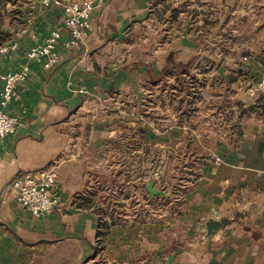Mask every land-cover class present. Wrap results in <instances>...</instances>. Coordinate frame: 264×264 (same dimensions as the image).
I'll list each match as a JSON object with an SVG mask.
<instances>
[{
	"label": "crops",
	"instance_id": "0c3cea01",
	"mask_svg": "<svg viewBox=\"0 0 264 264\" xmlns=\"http://www.w3.org/2000/svg\"><path fill=\"white\" fill-rule=\"evenodd\" d=\"M93 2L70 43L61 6L0 0V76L30 68L0 138V264H264V118L249 109L264 95V0ZM58 27L57 65L27 58ZM51 167L57 205L36 216L11 182ZM99 195L162 204L100 246Z\"/></svg>",
	"mask_w": 264,
	"mask_h": 264
},
{
	"label": "built area",
	"instance_id": "2783aa9c",
	"mask_svg": "<svg viewBox=\"0 0 264 264\" xmlns=\"http://www.w3.org/2000/svg\"><path fill=\"white\" fill-rule=\"evenodd\" d=\"M43 2L46 5L53 2L61 6L64 16L63 27L70 34V43H78L91 27V20L95 11L93 0L73 2L43 0ZM61 37L62 27L52 29L43 45L32 47L27 51V58L42 61L44 68L52 69L58 63L56 48ZM1 50H6V48L2 47ZM29 75L30 68L28 65H24L18 70L0 76L4 82V89L0 99V138H4L16 131L17 119L9 115L5 111V107L16 95L18 86L26 81ZM259 89L264 92V75L259 82ZM153 175L157 177L159 172L155 171ZM57 177L58 171L54 167L36 172H20L11 182L17 202L28 208L36 216L51 212L57 205V199L51 193Z\"/></svg>",
	"mask_w": 264,
	"mask_h": 264
},
{
	"label": "rangeland",
	"instance_id": "374dc122",
	"mask_svg": "<svg viewBox=\"0 0 264 264\" xmlns=\"http://www.w3.org/2000/svg\"><path fill=\"white\" fill-rule=\"evenodd\" d=\"M145 184L142 185V190L145 192ZM98 195V194H97ZM95 201L98 203L99 206H105L106 201L101 199L100 195L95 198ZM107 211L103 213V216L108 219V221L115 222L118 220H124V219H146L148 218L151 213L153 212V208L155 206H160L161 202H151L148 198L145 196H137L128 199L125 201H118L113 202L112 200L108 201ZM103 204V205H102ZM102 215V214H101Z\"/></svg>",
	"mask_w": 264,
	"mask_h": 264
},
{
	"label": "trees",
	"instance_id": "16d2710c",
	"mask_svg": "<svg viewBox=\"0 0 264 264\" xmlns=\"http://www.w3.org/2000/svg\"><path fill=\"white\" fill-rule=\"evenodd\" d=\"M2 23H3V17H2V12L0 11V27H1ZM0 38H4V35L1 32V28H0ZM180 83H182L184 85H188L187 83H185L183 81H181ZM249 109L259 112L264 118V95H260L258 97V99L256 100L255 105L251 106ZM111 223H113V222L108 221V219L105 218L103 216V214L100 215L99 225H98V228H99V230H98V237H99L98 238V244L100 246L102 245V241L109 231V227H110Z\"/></svg>",
	"mask_w": 264,
	"mask_h": 264
},
{
	"label": "water",
	"instance_id": "95a60500",
	"mask_svg": "<svg viewBox=\"0 0 264 264\" xmlns=\"http://www.w3.org/2000/svg\"><path fill=\"white\" fill-rule=\"evenodd\" d=\"M147 190L149 191L150 195L153 197L155 196H163L165 198L171 197V193L155 186V180L149 181V183L147 184ZM226 225H227V218H221L220 220L211 219L209 222H207L208 236L210 237L212 234H214L219 229L225 227Z\"/></svg>",
	"mask_w": 264,
	"mask_h": 264
}]
</instances>
